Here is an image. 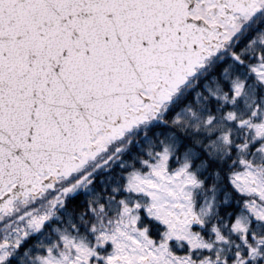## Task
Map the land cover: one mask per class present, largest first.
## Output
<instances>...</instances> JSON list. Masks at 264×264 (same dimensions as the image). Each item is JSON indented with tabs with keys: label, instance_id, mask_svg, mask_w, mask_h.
<instances>
[{
	"label": "snow or ice",
	"instance_id": "1",
	"mask_svg": "<svg viewBox=\"0 0 264 264\" xmlns=\"http://www.w3.org/2000/svg\"><path fill=\"white\" fill-rule=\"evenodd\" d=\"M0 264H264V0H0Z\"/></svg>",
	"mask_w": 264,
	"mask_h": 264
}]
</instances>
